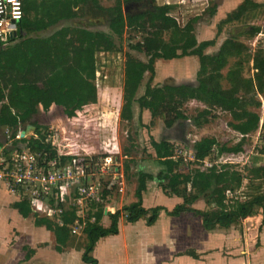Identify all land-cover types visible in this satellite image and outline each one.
<instances>
[{
	"label": "rangeland",
	"instance_id": "rangeland-1",
	"mask_svg": "<svg viewBox=\"0 0 264 264\" xmlns=\"http://www.w3.org/2000/svg\"><path fill=\"white\" fill-rule=\"evenodd\" d=\"M243 1L237 0V5ZM256 1L262 7L248 12L238 22L223 26L217 45L213 47L214 51H218L220 49L219 44L222 46L227 39H233L234 42L242 46V49L245 47L244 76L247 78L254 76L252 58L255 51L258 47H264V33L254 38L246 33L250 30V26H259L264 29V0ZM101 2L107 7L114 4L112 0H101ZM213 4H210L206 13L200 14L202 22H208L209 10L212 9ZM134 8L139 9L140 5H134ZM187 21L188 19L181 24H186ZM218 24L216 23L211 33L206 30V26L201 25L199 39H202L203 33L209 36L206 38H216ZM53 32L52 37L40 43H24L14 46L15 44L10 42L0 45V69L1 65L5 68L4 76L0 77L1 86L3 84L2 92L5 93V100L1 104L5 108V115L12 123L11 126L0 129L2 145L0 159L8 151L11 156L16 154L19 146L26 148L27 143L20 141L23 139L21 137L23 132H26V140L41 139L42 137L36 134V127L41 126L45 135V139L42 138V140L47 146L55 148L60 156L70 155L76 157V160L73 161V164L68 163L63 167H60L58 161L57 168H54V163L51 164L50 171L53 174L55 185L47 195L43 193L40 183H28L30 185H23L22 192H14L10 183L3 182L6 192L10 194L13 202L26 197L32 200L37 192L41 195L44 203L41 207L43 212L41 215L53 218L54 212L57 210L52 206L50 200L60 198L65 203L80 204L82 211L80 214L85 218L88 216L87 204L91 201L90 198L81 197L80 194L77 198V190L80 187L93 186L91 195L94 196V202L102 204L105 211L110 213L111 211L115 213L117 210L121 211L124 206L137 200L135 192L138 187L140 172L154 177L152 181L148 182L151 190L154 189L152 191H155L156 187L162 189L160 187L161 181L157 179L161 166H159L155 151L152 148L153 140H167L175 145L177 154L185 160L181 167L182 172L188 173L193 168L204 170L212 166H216L218 169L223 166H230L229 168H233L244 175L242 191L249 192L247 186L254 168L264 166V154L261 153V150L264 149V132L262 131L264 94L248 95L255 101L262 103L261 108H251L261 115L262 126L259 131L245 138L243 152L233 154L224 152V150L218 154L216 151L203 163H193V145L203 138H216L220 147H233L238 145L240 140H244L243 135L232 127L231 124L236 123V121L230 112L220 107H210L208 104L192 99L182 107L189 118L188 122H179L169 129L165 126L161 116L152 117L149 111H141L138 104L134 105L135 118L133 123L122 121L121 107L126 58L128 54H131L142 61H148L145 52H138L131 48L133 44L142 41V34L129 31L123 37L110 35L111 37L108 39L110 43L101 40L102 45L95 48L96 34L99 32L111 34V31L102 21L89 19V17L59 25ZM81 32L88 34L91 32L94 35L93 39L88 38L85 33L81 35ZM48 34L52 33L49 32ZM111 42L113 46H111ZM107 45L110 48L107 49ZM87 46L93 49L91 56L93 69L90 70L80 67L79 61H76L79 58L77 49ZM235 63L236 60L232 58L228 67L222 72L220 84L224 89L230 88L225 77ZM199 67V59L194 56L172 61L160 60L156 63V76L152 86H161L166 83L180 84L189 81V79L190 81L197 80ZM187 72L191 74L189 77H185ZM169 75H173L174 78L169 77ZM150 78L151 74L147 73L139 96L143 95ZM58 91L71 93L73 100L70 107L65 108L56 102L48 103L50 95ZM63 96H58L59 102L63 100ZM240 96H243V92ZM207 108L211 110L210 115H208L209 121L202 127H197L194 125L193 119ZM29 126L35 129L32 128L28 131ZM175 130L178 135H176ZM167 133L168 135L165 136ZM173 134L175 135L172 136ZM24 150L23 156H33L36 162L41 158V154L38 152L31 153L29 149ZM104 155L107 157H103ZM51 162H48L47 165ZM128 163H130V170L125 171ZM40 173L45 172L37 167L32 174L39 175ZM83 178H88L87 184ZM60 185L64 186L62 198L59 192L58 194L54 193L55 187ZM106 189L113 190V193L110 192L107 199H102ZM255 189L256 186H252V190ZM228 196L231 198L233 195ZM181 199L182 202L185 201L184 198ZM199 201L202 202L204 209L213 208L212 205L207 204L205 198L202 197ZM30 220L34 221V218L31 217ZM102 223L105 225L104 221ZM239 224L245 228V231L251 228L255 231V235H259L260 220L244 218ZM74 229L77 234L74 239L76 245L85 244L87 241L82 234V226L77 225ZM39 235L40 233L35 236L38 237ZM15 236L11 246L13 245V249L16 251V259L27 254L24 247L31 248L34 246L35 254L30 249L29 251L31 257H35L36 252H38L39 264L58 263L57 251L53 250L52 255L48 256L50 249L53 248L52 235H49L50 240L44 235L42 238H36L33 243H31L33 239L31 236L29 238L21 237L20 233H16ZM251 241L249 239V242ZM263 245L259 243L258 247ZM42 254L45 255L44 259L40 257ZM39 258L42 260L39 261ZM28 262L30 261H27V264ZM0 263L9 264L8 259L3 257L0 259Z\"/></svg>",
	"mask_w": 264,
	"mask_h": 264
},
{
	"label": "trees",
	"instance_id": "trees-1",
	"mask_svg": "<svg viewBox=\"0 0 264 264\" xmlns=\"http://www.w3.org/2000/svg\"><path fill=\"white\" fill-rule=\"evenodd\" d=\"M22 1L24 18L20 24L18 41L14 40V46L43 42L52 37L53 30L59 25L71 23L83 17L102 21L111 31V34L106 32L96 34L95 48L102 45L101 40L110 43L108 40L111 37L110 35L123 37L129 31L142 34V41L133 44L131 48L138 52H145L148 61H142L131 54H128L126 58L121 107L122 121L133 123L135 118L134 105L138 104L141 111H149L152 117L155 118L161 116L164 119L165 126L171 128L179 122H188L189 118L182 107L192 99L208 104L210 107H220L230 112L234 121H236L231 125L243 135L244 140L233 147H220L216 138H203L193 145V163H203L216 151L218 154L224 150V152L233 154L243 152L245 138L261 128V115L251 110V108H261L262 103L255 101L248 95L264 94V47H258L253 55L254 76L250 78L244 76L245 47L242 49V46L234 42L233 39H227L216 53H206L210 47L217 45L223 26L238 22L248 12L262 7L256 0H244L225 19L220 21L216 38L201 43L198 40L195 28L201 17H195L182 25L172 16L174 6H160L156 4L157 0H112L114 4L108 7L104 6L101 0ZM134 5H140V8L135 9ZM214 11L213 8L209 12L214 14ZM49 32L52 34L49 35ZM87 32H81V35L85 33L88 38L94 36L91 32H89L91 36ZM246 33L254 38L264 33V29L259 26H250V30ZM1 42L2 37L0 36V45ZM89 46L77 49L79 58L76 60L79 61L80 67L88 70L93 69L91 58L93 49ZM111 46H113V43ZM106 48L110 47L107 45ZM189 56L199 59L200 67L196 84L177 85L166 83L161 86H152L158 61H172ZM232 58L236 60V63L225 77L230 84V88L224 89L220 84V79L223 76V70L228 67ZM4 71L5 68L1 65L0 77L4 76ZM147 73L151 74V78L146 84L143 95L139 96ZM2 86L0 84V127L6 128L11 126L12 123L5 115V108L1 104L5 100ZM242 92L243 96H240ZM61 95H64V98L59 102L60 98L58 96ZM48 99H50L49 104L56 102L66 108L71 106L73 96L69 91H58L50 95ZM210 111L208 108L202 110L193 119L194 125L197 127L205 125L209 121ZM42 129L41 126H37L36 134L45 139ZM262 131L264 132V124ZM42 138L21 139L20 141L27 143V146L26 148L19 146L18 153L24 152V149H29L31 153H40L41 158L39 161L42 165L48 167L47 169L50 168L47 163L53 160L59 161L60 167L66 166L68 163L73 164V161L76 160L74 156H60L57 150L52 146H47ZM152 148L155 151L157 162L161 166V171L157 176V179L161 181L160 187L167 195H175L185 200L183 204L174 209L172 215L178 216L189 210L202 217L204 226L208 230H213L216 227H231L250 216L259 217L261 225L264 226V166L254 168L252 180H249L247 186L249 192L245 193L242 191L245 180L244 175L233 168H229L230 166H223L221 169L212 166L204 170L193 168L192 171L184 173L181 167L184 165L185 160L177 154L174 144L167 140H153ZM261 153L264 154V149L261 150ZM4 155L12 160L9 151ZM103 157L106 158L107 155ZM129 170L130 163L125 167V171ZM153 179L154 177L150 174L139 173V183L135 192L137 200L124 206L121 211L108 214L112 218L110 228H106L102 223L105 211L103 205L93 200L87 204L88 216L85 218L80 214L82 213L80 204L65 203L60 198L50 200L52 206L57 210L53 218L35 212L33 201L28 197L16 201L13 208L24 219L33 217L36 226L45 227L53 233L56 238V248L59 252L76 245L74 239L77 234L74 227L77 225L82 226V234L87 241L84 261L88 264H97L91 253L103 235H108L118 229L122 213L129 222H137L142 218H146L148 224L151 225L156 222L160 213L164 210L163 207L150 210L144 207V193L147 191L148 182ZM83 181L87 184L88 178H83ZM252 186H256L254 191ZM22 191V189H19V192ZM58 192L59 190H56L55 194ZM110 192L113 193V190L106 189L102 199H107ZM78 194L79 189L77 190V196L75 195L77 198L79 197ZM230 194L233 195L231 198L228 196ZM202 197L213 208L204 211L193 208L192 206ZM26 251V258H31L29 249H26Z\"/></svg>",
	"mask_w": 264,
	"mask_h": 264
},
{
	"label": "crops",
	"instance_id": "crops-1",
	"mask_svg": "<svg viewBox=\"0 0 264 264\" xmlns=\"http://www.w3.org/2000/svg\"><path fill=\"white\" fill-rule=\"evenodd\" d=\"M158 3L160 6H174L172 16L180 24L187 19L189 22L195 17H200V14L206 13L210 4L214 3L212 9L214 8L215 11L214 14L210 12L208 15V22H202L201 18L195 25L198 39L201 25L206 26V30L211 33L216 23H220L239 5H237V0H157ZM206 37L209 36L203 33L199 42L213 40ZM15 40L18 41L17 38ZM14 42V40L11 41L12 44ZM216 52L213 47H210L207 53ZM186 58H191V56ZM190 75L187 72L185 77ZM169 77L174 78L173 75H169ZM196 83V80L190 81L189 79V81L177 85ZM0 146L2 149L1 137ZM156 188L155 191H152L154 189L151 190V187L148 186L144 193L145 208L148 210L156 207L164 208L156 222L150 225L146 218L137 222H129L122 213L118 229L108 235H103L91 253L97 264H264V226L261 223L258 229L259 235H255V231L251 228L245 231V228L239 223L231 227H216L213 230H208L204 226L202 217L189 210L178 216L172 215L174 209L183 204L182 199L175 195H167L162 191L163 189ZM15 203L10 194L6 192L4 183L0 181V259L2 257L8 259L9 264H27V261H30L28 264H39L38 252L35 257L29 259L26 258L27 254L16 259V251L11 244L16 238L15 234L20 233L21 237L29 238L31 236L33 238L31 243L35 242L36 238L46 235L49 239V235H52L53 248L50 249L48 256L52 255L53 250L57 251L59 255L57 264H88L84 261L86 243L73 245L59 252L53 233L45 227L36 226L30 218L21 217L18 211L13 208ZM192 207L200 211L206 210L202 207L201 201ZM109 213L104 211L103 214L102 222L104 221L106 228H110L112 225ZM111 213L115 212L111 211ZM248 218L260 220L257 216ZM261 230L263 231L260 233ZM38 233L40 235L36 237L35 235ZM249 239L252 241L249 242ZM259 243L263 246L258 247ZM24 248L30 249L35 254L34 246ZM40 257L44 259L45 255L42 254ZM41 260L39 258V261Z\"/></svg>",
	"mask_w": 264,
	"mask_h": 264
},
{
	"label": "built area",
	"instance_id": "built-area-1",
	"mask_svg": "<svg viewBox=\"0 0 264 264\" xmlns=\"http://www.w3.org/2000/svg\"><path fill=\"white\" fill-rule=\"evenodd\" d=\"M23 8L24 5L22 0H0V36L2 37L1 44L9 43L18 37L20 24L22 23L24 18ZM6 158L7 157L4 156L0 159L1 182L10 183L14 192L19 191V189L23 188V185H30L28 183H40L43 188V193L46 195L49 194V191L51 190V188H53V185H55L53 174L50 171L51 164L54 163V168H57L59 164L58 161L54 160L53 162L49 163L48 166L50 168L47 169L48 167L42 165L39 160L38 162H36L33 156H23V152H17L16 154H14L12 156V160ZM34 167H38V169L44 170L45 173L33 175V170H35ZM93 188V186L80 187V196L90 198V201L93 200L94 196L91 195ZM55 189L59 190L62 198L64 186L60 185L58 187H55ZM96 199L99 200L98 198ZM32 200L34 211L39 214H43L41 207L44 203L41 195L36 192Z\"/></svg>",
	"mask_w": 264,
	"mask_h": 264
},
{
	"label": "water",
	"instance_id": "water-1",
	"mask_svg": "<svg viewBox=\"0 0 264 264\" xmlns=\"http://www.w3.org/2000/svg\"><path fill=\"white\" fill-rule=\"evenodd\" d=\"M32 128L35 129L34 127L29 126L28 131H29L30 129H32ZM25 133H26V132H23V133L21 134V137H22V138H25V136H26ZM0 150H1V146H0Z\"/></svg>",
	"mask_w": 264,
	"mask_h": 264
},
{
	"label": "flooded vegetation",
	"instance_id": "flooded-vegetation-1",
	"mask_svg": "<svg viewBox=\"0 0 264 264\" xmlns=\"http://www.w3.org/2000/svg\"><path fill=\"white\" fill-rule=\"evenodd\" d=\"M172 128V127H171ZM167 129H169V128H167ZM172 133H174V132H172ZM175 133H176V130H175ZM168 135V133L167 134H165V136H167ZM175 134H173L172 136H174ZM176 135H178L177 133H176ZM240 142H242L241 140H240ZM240 142H238V144L240 143Z\"/></svg>",
	"mask_w": 264,
	"mask_h": 264
}]
</instances>
